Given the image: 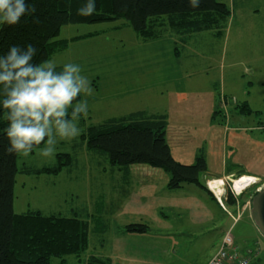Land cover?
Segmentation results:
<instances>
[{"label":"rangeland","instance_id":"1","mask_svg":"<svg viewBox=\"0 0 264 264\" xmlns=\"http://www.w3.org/2000/svg\"><path fill=\"white\" fill-rule=\"evenodd\" d=\"M217 1L231 10L223 35L214 32V41L208 32L184 33L190 35L189 41L204 42L200 46L191 42L186 57L175 54L171 36L177 33L173 30L152 47L129 25L122 26L123 20L62 27L57 39L69 40L68 46L40 69L62 67L78 86L81 99L72 105H60L61 115L76 110L69 121L39 124V132L47 136V141L32 152H20L17 166L20 171L23 167L53 166L59 153L69 154L71 165L58 174L19 171L14 186L16 213L39 210L45 215L99 220L119 177L111 175L115 168L105 156L88 149L82 134L90 125L136 111L169 116L170 128L178 139L173 156L182 164H193L202 153L207 172L214 174L210 178L223 177L227 167L228 171L258 174L260 179L241 191L234 187L237 179L223 183L225 197L232 191L245 202L264 187V0ZM154 51L156 56L152 57ZM138 166L150 167H131ZM207 177H202L204 182ZM218 189L212 190L216 198ZM188 199L193 200L190 195ZM210 207L216 231L208 232L209 225L192 228L193 243L189 247L184 246L186 234L179 235L175 240L182 246L176 259L199 264L209 254L213 237L217 248L230 232L240 249L259 243L263 257L258 264H264V236L251 217L238 213L229 216L219 202ZM183 222V217L172 213L168 225L175 233H182L186 229ZM105 227L102 222L92 223V245L104 234Z\"/></svg>","mask_w":264,"mask_h":264},{"label":"trees","instance_id":"2","mask_svg":"<svg viewBox=\"0 0 264 264\" xmlns=\"http://www.w3.org/2000/svg\"><path fill=\"white\" fill-rule=\"evenodd\" d=\"M0 8V264H111L110 259L85 257L91 225L100 219L14 211L20 152L43 146L47 136L39 132V124L69 121L76 110L61 115L60 105L81 99L78 86L62 67L40 66L68 46L69 40L57 39L65 25L123 20L143 40L160 38L168 30L177 34L215 30L222 36L231 10L217 0H0ZM168 125L166 115L136 111L88 126L82 140L113 168L127 170L135 164L159 168L170 175L168 189L192 184L217 200L202 178L208 170L206 158L200 153L193 164L178 162L167 141ZM57 158L53 166L23 167L20 173L58 174L71 165L69 154L59 153ZM225 201L232 206L239 199L230 192ZM122 231L147 234L151 229L133 223Z\"/></svg>","mask_w":264,"mask_h":264},{"label":"crops","instance_id":"3","mask_svg":"<svg viewBox=\"0 0 264 264\" xmlns=\"http://www.w3.org/2000/svg\"><path fill=\"white\" fill-rule=\"evenodd\" d=\"M121 25L128 26L125 22L121 23ZM206 32L212 36L214 41L216 40V35L214 34L216 31L207 30L199 33ZM167 33L170 34L169 31ZM199 33L196 34L199 35ZM189 36L188 34H172L171 39L173 37L175 39L174 49L177 56L184 55L186 57V54L190 51V43L198 42L189 41ZM138 38L141 39L140 37ZM158 39L141 40L146 41V43L148 42L147 44H152V47H154L157 45ZM203 43L199 41L197 46L203 45ZM178 47H181V50ZM155 56L156 52L154 51L152 57ZM122 115L124 114L111 118ZM168 123L167 141L170 145L172 155H174L173 149L178 145V139H176V131H172L170 128V121ZM231 167H235V165ZM206 174L209 176L205 182L207 186L210 181L222 180L225 184V182H228L232 178L247 177L255 178L256 180L260 179L258 174L238 172L230 169L228 171V167L224 168L223 177L210 178L214 175L210 171ZM111 175L118 176L119 178L116 180V185L113 186L115 189L111 191V195L105 203V210L99 215L102 223L106 224V232L93 245L90 239V247L85 256L86 259L91 256H97L110 259L111 264H194L195 262L192 260L187 261V263H180V260L176 259L182 242L179 241L181 242V245H179L175 238H180L179 235L185 233L186 235L183 237L185 238L183 239L185 241L184 246L189 247L188 245L193 243L192 238H190L191 235L194 236V233H191L193 231L192 228L209 225V228H207L209 229L208 232H215L216 218L210 209V204L219 202L229 216L234 217L237 213L250 216V199L245 202L239 200L237 204L232 206L228 205L226 201L224 203L223 198L226 200V197L225 188H222L223 184L216 185L220 189L217 192L219 199L216 198V192L214 191V196L217 199L215 200L209 192L192 184L184 185L177 190L168 189L170 175L168 172L159 168L147 166L130 167L127 170L115 168L111 170ZM208 188L213 193V187ZM189 195L193 200L188 199ZM183 197L186 200H183ZM172 213L178 216L179 219L184 218L183 225L186 224V227L184 226L186 229H182V233H175L174 228L171 229L168 225ZM133 223L148 224L151 231L147 234L124 233L122 231L124 226ZM215 238L213 237L210 241L211 248L209 254L199 264H207L220 247L222 241L216 248ZM247 248L259 249L258 254L250 264H258L261 262L263 254L259 243ZM241 250L244 252L243 248Z\"/></svg>","mask_w":264,"mask_h":264},{"label":"built area","instance_id":"4","mask_svg":"<svg viewBox=\"0 0 264 264\" xmlns=\"http://www.w3.org/2000/svg\"><path fill=\"white\" fill-rule=\"evenodd\" d=\"M215 188L217 187H214L216 191ZM232 194L235 197L237 196L234 192H232ZM243 251L244 252L235 245L234 237L228 232L224 235L220 247L207 264H250L253 258L258 254L259 249L243 248Z\"/></svg>","mask_w":264,"mask_h":264},{"label":"water","instance_id":"5","mask_svg":"<svg viewBox=\"0 0 264 264\" xmlns=\"http://www.w3.org/2000/svg\"><path fill=\"white\" fill-rule=\"evenodd\" d=\"M250 217L259 232L264 236V187L258 190L250 201Z\"/></svg>","mask_w":264,"mask_h":264},{"label":"bare ground","instance_id":"6","mask_svg":"<svg viewBox=\"0 0 264 264\" xmlns=\"http://www.w3.org/2000/svg\"><path fill=\"white\" fill-rule=\"evenodd\" d=\"M255 181H257L255 178L241 177V178H238L237 180L234 181V183H235L234 187L236 190L241 191V190L245 189L246 187H248L249 185H251ZM209 184L211 187H217L216 185L223 184V181L222 180L210 181ZM219 189H220V187H219ZM219 189H218V191H219Z\"/></svg>","mask_w":264,"mask_h":264}]
</instances>
